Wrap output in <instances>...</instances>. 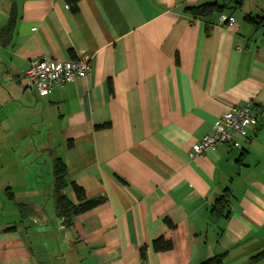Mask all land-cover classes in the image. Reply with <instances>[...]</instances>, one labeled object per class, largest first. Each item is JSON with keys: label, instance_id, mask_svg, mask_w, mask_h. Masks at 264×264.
I'll list each match as a JSON object with an SVG mask.
<instances>
[{"label": "crops", "instance_id": "1", "mask_svg": "<svg viewBox=\"0 0 264 264\" xmlns=\"http://www.w3.org/2000/svg\"><path fill=\"white\" fill-rule=\"evenodd\" d=\"M236 1L0 0V264H264V0ZM212 2L233 24L184 11ZM72 55L91 72L39 95L30 62ZM248 103L256 121L234 143L192 156ZM55 158L105 199L69 226ZM160 237L172 248L154 251Z\"/></svg>", "mask_w": 264, "mask_h": 264}, {"label": "built area", "instance_id": "2", "mask_svg": "<svg viewBox=\"0 0 264 264\" xmlns=\"http://www.w3.org/2000/svg\"><path fill=\"white\" fill-rule=\"evenodd\" d=\"M219 21L233 24L234 18L219 15ZM91 72L90 57L81 56L69 60H51L39 57L30 62L25 71L41 96L48 95L54 87L62 86L67 81L86 77ZM256 121V114L251 104L239 105L224 113L214 123L211 133L205 135L195 146L192 154H203L215 150L218 145L234 143V137Z\"/></svg>", "mask_w": 264, "mask_h": 264}, {"label": "trees", "instance_id": "3", "mask_svg": "<svg viewBox=\"0 0 264 264\" xmlns=\"http://www.w3.org/2000/svg\"><path fill=\"white\" fill-rule=\"evenodd\" d=\"M66 1L71 5L72 10L75 11L76 3L79 0H66ZM239 4H241V1L239 0L236 1L235 2L236 6H234L233 8H236L237 6H239ZM228 9H230V7L225 3L220 5L216 2H212V3H204L196 6H186L184 8V11L193 18H210L214 15H217L219 17V15L223 14ZM245 20L251 22L254 25H260L261 24L260 20H264V19L260 18V20H258L256 17L247 14L245 16ZM11 28H12V24L10 22L8 23V25L6 26L3 32L5 33L7 31H10ZM72 58H75L74 55H72ZM52 175L54 179V189L52 196L58 217H60L63 220L64 225L66 226L71 225L74 216L88 212L105 202V199H103L102 197L89 198L81 187H79L73 181H69L66 165L61 158L54 159ZM67 185L71 186L75 194L76 197L75 203L70 201L64 193V189ZM227 198H228V191L226 189L224 190L223 194L216 199L214 203L212 209L213 213H211L213 217L218 218L223 215L221 211L225 207L228 201ZM21 209H24V207L22 206ZM165 222L170 226H172V223L168 219H165ZM152 248L156 252L165 251L171 249L172 244L170 241H167L163 237H160L152 241ZM261 258H264V251L254 256L253 260L254 261L259 260ZM222 260H223V256H216L214 258L206 260L202 264H222Z\"/></svg>", "mask_w": 264, "mask_h": 264}]
</instances>
